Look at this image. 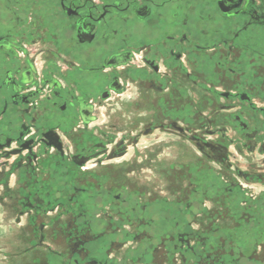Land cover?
I'll use <instances>...</instances> for the list:
<instances>
[{
  "label": "flooded vegetation",
  "instance_id": "1",
  "mask_svg": "<svg viewBox=\"0 0 264 264\" xmlns=\"http://www.w3.org/2000/svg\"><path fill=\"white\" fill-rule=\"evenodd\" d=\"M57 6L61 13L49 22L42 16L43 0H0V159L16 150L25 155L21 168L39 171L48 188L37 193L40 202L49 217L58 215L42 227L75 216L83 219L76 220L81 224L128 229L129 236L131 220L120 219L130 208L137 211L132 197L144 195L135 182L124 186L123 179L137 177L136 169L150 157L136 149L137 155H130L126 136L97 127L96 111L103 106L106 119L115 117L121 125L124 112L130 111L123 108L125 102L134 108L130 120L154 118L155 99L183 94L189 79L202 91L197 104L209 103V109L190 122L153 119L147 129L173 130L181 139L189 135L220 170L237 173L233 186L254 202L245 211L264 222V0H58ZM29 37L37 45L36 56L28 51ZM35 99L40 100L32 103ZM111 100L118 106L114 114L108 108ZM140 106L146 110L139 112ZM195 121L197 130L190 124ZM136 137L133 145L139 143ZM69 138L78 151L67 156ZM41 147L52 156L37 155L35 149ZM109 197L113 203L106 202ZM94 202L98 212L92 220ZM28 215L18 221L25 234ZM176 238L187 250L189 234L176 231ZM257 239L261 251L264 237ZM87 243L77 239L83 246L79 254L74 251L72 264L137 262L129 255L136 246L123 242L112 250L105 237L89 254ZM125 248L124 255L118 252ZM236 261L233 257L229 264ZM218 264H224L220 255Z\"/></svg>",
  "mask_w": 264,
  "mask_h": 264
},
{
  "label": "rangeland",
  "instance_id": "2",
  "mask_svg": "<svg viewBox=\"0 0 264 264\" xmlns=\"http://www.w3.org/2000/svg\"><path fill=\"white\" fill-rule=\"evenodd\" d=\"M57 5L58 0H43V19L50 22L55 14L61 13ZM31 24L29 22L28 25ZM31 26L36 29L35 25ZM32 36L33 40H36V35ZM44 39L48 40V37L44 35ZM30 41L29 37L28 51L31 56H36L37 45ZM37 60L42 65L40 58ZM157 85L163 86L159 83ZM183 87L185 92L181 95L163 100L158 97L155 99L154 111L151 112L154 113V118L148 116L140 120H130L134 108L132 105L127 106L125 102L123 103L126 107L123 108L130 111L124 112L121 125L114 120L115 117L112 121L106 119L103 106L102 108L99 106L96 111L97 127L117 135L118 138L126 136V140H129L133 148L130 155L135 156L138 153L140 156L150 157L149 161L136 169L137 177L125 175L126 179H123L124 186L135 182L144 195L139 199L132 197L133 201L137 200L132 204L136 205L137 211L130 208L129 213L122 214L125 218L120 219L124 222L131 220L129 236L126 235L128 229L115 228L110 223L103 226L98 222L81 224L79 222L83 219L76 217L78 222L74 220L75 216L63 223L56 220L57 223L55 222L52 227L43 228V223L55 220L58 215L49 217V213L45 212L43 203L40 202L37 193L41 188H48L39 180V171L32 174L29 168H21L25 155L16 150L9 152L12 155L10 158L3 156L0 159V264H72L74 251L83 246L77 245V239L88 240L85 246L90 254L98 249L105 237L113 243L110 245L112 250H116L119 243L123 242L129 247L136 246V249H129V255L136 259V264H147L150 261L152 264H218V255L222 257L224 264H229L233 257H236V264H264V241L261 243L262 250L258 251L256 249L259 246L258 239L255 240L257 237H264V231H259L264 230V222L260 215L248 214L245 211L254 202L247 199L243 190L233 186L232 182H237V173L228 168L220 170L213 159L200 153L189 135L181 139L173 130L156 128L150 132L147 129L151 128L153 119L157 121L155 123H164L172 119H187L190 122L192 118L198 119L201 112L209 109V103L197 104L196 96L202 91L190 82V79ZM151 88L153 89L152 85ZM155 92L162 91L156 89ZM38 100L35 99L32 103ZM109 102L110 111L118 107L114 106L116 104L113 100ZM185 108H188V112ZM191 109L196 112L195 116L191 114ZM142 110L146 108L140 106L138 111ZM110 113L114 114L113 111ZM198 123L195 121L190 124L197 130L200 126ZM136 136L139 143L133 145ZM71 139L73 138H69L65 145L67 156H70L73 150L78 151L77 147L73 149ZM93 140L98 141L99 138ZM35 152L40 156H52L47 154L46 147L35 149ZM132 171L131 169L126 174L130 172L132 174ZM15 176L17 185L14 182ZM94 187L99 189L96 185ZM231 187H234L233 191H229ZM119 189L121 187H116L115 191ZM151 193L152 195H148ZM100 199L96 200L99 202ZM107 201L113 203V198L109 197ZM51 204L56 205L54 202ZM97 204L93 203L95 208ZM169 204L172 211L171 218L167 220L165 216L168 214ZM46 205V210L49 211L51 205ZM143 205L145 209L142 208ZM95 208H92L93 213H90L93 216H89L92 220L95 219L94 210L98 212ZM26 213L29 214V221L25 234L18 221ZM132 213L135 215L133 219ZM260 222H263V225ZM177 224L178 229L175 228ZM180 230L189 234L190 245L187 246V250L176 238V231ZM132 237L137 238V241ZM125 251L126 248L118 250L123 255Z\"/></svg>",
  "mask_w": 264,
  "mask_h": 264
},
{
  "label": "crops",
  "instance_id": "3",
  "mask_svg": "<svg viewBox=\"0 0 264 264\" xmlns=\"http://www.w3.org/2000/svg\"><path fill=\"white\" fill-rule=\"evenodd\" d=\"M150 103V102H149ZM148 104V103H147Z\"/></svg>",
  "mask_w": 264,
  "mask_h": 264
}]
</instances>
